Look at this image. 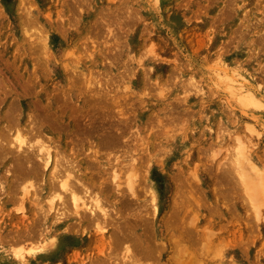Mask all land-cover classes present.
I'll return each instance as SVG.
<instances>
[{
  "label": "rangeland",
  "instance_id": "374dc122",
  "mask_svg": "<svg viewBox=\"0 0 264 264\" xmlns=\"http://www.w3.org/2000/svg\"><path fill=\"white\" fill-rule=\"evenodd\" d=\"M263 1L0 0V264H264ZM15 130L36 147L8 152ZM40 142L108 224L76 218L69 197L56 220Z\"/></svg>",
  "mask_w": 264,
  "mask_h": 264
},
{
  "label": "bare ground",
  "instance_id": "6f19581e",
  "mask_svg": "<svg viewBox=\"0 0 264 264\" xmlns=\"http://www.w3.org/2000/svg\"><path fill=\"white\" fill-rule=\"evenodd\" d=\"M263 2H264V1H263ZM261 3H262V2H261ZM262 4H263V3H262ZM260 7H261V6H260ZM262 13H263V12H262ZM260 16H261V15H260ZM260 18H261V17H260ZM262 21H263V19H262ZM77 57H78V56H77ZM38 59H39V58H38ZM63 67H64V66H63ZM65 67H66V66H65ZM64 70H66V69H64ZM69 73H70V72H69ZM77 74H78V73H77ZM11 75H12V74H11ZM74 75H75V74H74ZM66 76H67V75H66ZM1 87H2V86H1ZM5 87H6V85H5ZM5 87H4V88H5ZM238 87H240V86H238ZM238 87H237V88H238ZM242 87H243V86H242ZM242 87H241V89H242ZM229 88H230V86H229ZM233 88H234V87H233ZM38 89H39V88H38ZM243 90H244V89H242V91H243ZM2 91H3V90H2ZM238 92H239V91H238ZM247 93H248V92H247ZM3 94H4V93H3ZM9 94H10V93H9ZM21 95H22V94H21ZM25 95H26V94H25ZM63 95H64V94H63ZM243 95H244V93H243ZM246 95H247V94H246ZM0 96H2V95H0ZM238 96H240V95H238ZM248 96L251 97V98L253 97V96H250L249 93H248ZM3 97H4V96H3ZM3 97H1V99H2ZM13 97H14V95H13ZM241 97H242V96H241ZM245 97H246V96H245ZM4 98H5V97H4ZM63 98H64V96H63ZM239 98H240V97H239ZM246 98H247V97H246ZM8 99H9V98H8ZM14 99H15V97H14ZM16 99H17V98H16ZM253 99L255 100L254 97L252 98V100H253ZM32 100H33V99H32ZM242 100H243V99H242ZM7 101H8V100H7ZM23 101H24V100H23ZM248 102H249V101H248ZM254 102H256V101H254ZM2 103H3V102H2ZM6 103H7V102H6ZM9 103H10V101H9ZM29 103H30V102H29ZM56 103H57V102H56ZM18 104H19V103H18ZM32 104H33V103H32ZM6 105H7V104H6ZM25 105H26V104H25ZM43 105H44V104H43ZM255 105H256V104H255ZM34 106H35V105H34ZM25 107H26V106H25ZM27 108H28V107H27ZM32 108H33V107H32ZM54 108H55V106H54ZM54 108H53V109H54ZM6 109H7V108H6ZM6 109H5V110H6ZM14 110H15V109H14ZM32 110H34V108H33ZM7 111H8V110H7ZM26 111H27V109H26ZM29 111H30V110H29ZM43 111H44V110H43ZM50 112H51V111H50ZM52 112H53V111H52ZM17 113H19V112H17ZM36 113H37V112H36ZM28 114H29V113H28ZM38 114H39V113H38ZM17 115H18V114H17ZM30 115H31V114H30ZM44 115H45V114H44ZM27 116H28V115H27ZM48 116H49V114H48ZM60 116H61V115H60ZM3 117H4V116H3ZM68 117H69V116H68ZM4 118H5V117H4ZM16 118L18 119V116H17ZM9 119H10V118H9ZM31 119H32V118H31ZM54 119H55V118H54ZM56 119H57V118H56ZM1 120H2V119H1ZM5 120H6V119H5ZM21 120H22V119H21ZM23 120H24V118H23ZM65 120H66V119H65ZM26 121H27V120H26ZM28 121H29V119H28ZM55 121H56V120H55ZM55 121H54L53 123H55ZM59 121H60V120H59ZM59 121H58V122H59ZM67 121H68V120H67ZM81 121H82V120H81ZM14 122H15V121H14ZM60 122H61V121H60ZM0 123H1V122H0ZM33 123H34V121H33ZM33 123H31V121H30V124H31V125H32ZM47 123H48V122H47ZM61 123H62V122H61ZM61 123H60V124H61ZM0 125H1V124H0ZM14 125H15V124H14ZM47 125H48V124H47ZM109 125H110V124H109ZM11 126H12V125H11ZM35 126H36V125H35ZM50 126H51V125H50ZM69 126H70V124H69ZM30 127H31V126H30ZM30 127H29V129H30ZM32 127H33V125H32ZM48 127H49V126H48ZM70 127H71V126H70ZM72 127H73V126H72ZM93 127H94V124H93ZM1 128H2V127H1ZM15 128H16V126H15ZM15 128H14V129H15ZM23 128H24V127H23ZM33 128H34V127H33ZM33 128H31L30 130L33 131V130H32ZM59 128H60V127H59ZM95 128H96V126H95ZM4 129H5V127L3 128V130L1 129V130H2L1 133H3ZM17 129H18V131H19V128H17ZM29 129H28V130H29ZM46 129H47V128H46ZM88 129H89V128H88ZM107 129H108V128H107ZM111 129H112V127H111ZM7 130H8V129H7ZM28 130L26 131L27 133H28ZM36 130H37V129H35V131H36ZM39 130H40V129H39ZM51 130H52V128H51ZM80 130H81V129H80ZM86 130H87V129H86ZM94 130H95V129H94ZM18 131L15 130V132H17V134H16V133H15L16 135L13 134V135H15L16 137L12 136V137L15 138V139L13 138V140H16V144H14V143H15V142H14V143H13V144H14L13 147L8 148V147H10V146L8 145L9 142L12 141V139H10V141H9L8 144H7L8 146L6 145V146H7L6 148H8V152H9V151H13L12 149L14 148V146H16V148L21 149V150H22V149H25V146H27V144H28V147L30 146L29 148H32L31 146H35V145H32V143H31V145H30V143H26V142H25V141H26V140H25V139H26L25 137H27L28 134H29L31 131H30L28 134L26 133L25 137H24V135L20 134ZM20 131H22V130H20ZM52 131H53V130H52ZM91 131H92V130H91ZM6 132H7V131H6ZM6 132H5V133H6ZM72 132H73V131H72ZM80 132H81V131H80ZM84 132H88V131H84ZM9 133H10V131H9ZM32 133H33V132H32ZM36 133L38 134L39 132L36 131ZM51 133H53V132H51ZM82 133H83V132H81V134H82ZM89 133H90V132H89ZM91 133H92V132H91ZM77 134H78V133H77ZM87 134H88V133H87ZM105 134H106V132H105ZM116 134H117V133H116ZM3 135H4V134H3ZM3 135H2V136H3ZM30 135H31V134H30ZM32 135H33V134H32ZM34 135H35V134H34ZM34 135H33V136H34ZM99 135H100V134H99ZM99 135H97V136H98V137H101V136H99ZM103 135H104V134H103ZM110 135H112V134L110 133ZM119 135H120V134H119ZM6 136H7V135H6ZM8 136H9V134H8ZM35 136H37V135H35ZM42 136H43V133H42ZM46 136H47V135H46ZM112 136H113V135H112ZM112 136H110V137H112ZM0 137H1V136H0ZM12 137H8V138H12ZM30 137L33 138L32 136H30ZM30 137H28L27 139H28V140H31ZM47 137H48V140H49L50 137H49V136H47ZM53 137H55L54 134H53ZM59 137H60V136H59ZM72 137H73V136H72ZM80 137H81V136H80ZM95 137H96V136H95ZM103 137H104V136H103ZM105 137H106V135H105ZM116 137H117V136H116ZM119 137H120V136H119ZM57 138H58V137H57ZM88 138H89V137H88ZM108 138H109V137H108ZM108 138H107V140H108ZM113 138H114V137H113ZM113 138H112V139H113ZM5 139H6V138H5ZM5 139L3 138V142H6V143H7L8 140L6 139L7 141H5ZM44 139H45V138H44ZM44 139H43V140H44ZM46 139H47V138H46ZM66 139H67V138H66ZM80 139H81V138H80ZM83 139H85V138H82V141H83ZM89 139H90V138H89ZM99 139H100V138H99ZM103 139H104V138H103ZM103 139H101V140H103ZM110 139H111V138H110ZM50 140H52V139L50 138ZM54 140H55V139H54ZM57 140H59V138H58ZM73 140H74V138H73ZM86 140H88V139L86 138ZM86 140H85V141H86ZM96 140H97V139H96ZM105 140H106V139H105ZM113 140H114V139H113ZM118 140H119V139H118ZM32 141H33V140H31V142H32ZM41 141H42V140H41ZM45 141H46V140H45ZM55 141H56V140H55ZM67 141H68V139H67ZM82 141H80V142H82ZM99 141H100V140H99ZM111 141H112V140H111ZM115 141H116V140H115ZM121 141H122V140H121ZM3 142L1 141V143H3ZM29 142H30V141H29ZM43 142H44V141H43ZM43 142H42V143L40 142V143L43 144V145H41V144L39 143V144H40V145H39L40 148H39V147H38V149L36 148V149L38 150V151H37L38 153H37V156H35V157H36L37 159H38V158L40 159L41 164H42L41 167H42L43 170H45V171H49V170H50L49 175L51 176V178H49V179H51V180H48V181H49L48 183H47V180H46V182H45V189H48V190L53 189V191L56 192L55 194H54V192H53L54 195H53V194H52V195H53L54 197H57V199H56L57 201H58V199L60 200L61 204H60L59 202H58V203L60 204V206L62 205V207H60L62 210L65 209V207H66V209H67V206H66V205L69 206V204H67L68 202H66V201L68 200L67 198L69 197V198H70L69 202H71L70 204H71V206H72V208H73L72 213L75 215V217L78 218V219H80V217L82 218V217L84 216L85 212L88 211V212L90 213V217L93 216V217L91 218L92 220H94L93 223L96 225L97 228L101 229L102 226L100 225V223H102V222H103L104 224L107 223L106 220L110 217V216H109L110 211H109V213H108V211H107L108 209H106L105 206H103V204H102L103 201L97 197L96 193H95L96 197H95L94 199L92 198L93 195H92L91 197L89 196L91 199H93V200L90 201V204L85 203L84 200L80 202L81 197L78 195L77 192H75V191L78 189V185H79V184L77 185V183H80V182H81V181L79 182V181H78L79 179L77 180V178H76L78 175L75 176L76 174L73 175L74 172L72 173V171H68V170H70V168L72 169V167H70V168L68 167V170H67L68 163H67L66 160H64V162L67 163V164H66L67 166L65 165L64 162H63L64 165H61V164H62L61 162H62L63 160H60V159H62V158H60V157L62 156V155H60V153H62V152H60V150H59V151L57 150L58 152H56L57 154H55L54 150L56 151V149H55V148H52L51 145H50L49 143H47V144L45 145ZM50 142H51V141H50ZM57 142H58V141H57ZM76 142H77V141H76ZM100 142H101V141H100ZM102 142H104V141H102ZM105 142H106V141H105ZM109 142H110V141H109ZM112 142H113V141H112ZM11 143H12V142H11ZM25 143H26V144H25ZM45 143H46V142H45ZM68 143H69V142H68ZM92 143H93V142H92ZM107 143H108V142H107ZM110 143H111V142H110ZM110 143H109V144H110ZM121 143H122V142H121ZM123 143H124V142H123ZM123 143H122V144H123ZM24 144H25V145H24ZM56 144H57V143H56ZM72 144H73V143H72ZM77 144H80V143H77ZM105 144H106V143H103V146H104ZM114 144H116V143H114ZM65 145H66V144H65ZM68 145H69V144H68ZM81 145H83V144H81ZM111 145H113V144L111 143ZM111 145H108V147H109V146H110L111 148L114 147V146H111ZM1 146H2V145H1ZM11 146H12V145H11ZM70 146H72V145L70 144ZM99 146H100V145H98V148H99ZM103 146H102V149H103ZM105 146H106V145H105ZM121 146H122V145H121ZM145 146H146V145H145ZM23 147H24V148H23ZM35 147H36V146H35ZM35 147H34V148H35ZM57 147H58V146H57ZM73 147H75V150H76V152H77V149H79V147H76V146H74V145H73ZM84 147H85V146H84ZM106 147H107V146H106ZM117 147H118V146H117ZM125 147L127 148V146H125ZM146 147H147V146H146ZM69 148H70V147H69ZM88 148H89V146H88ZM91 148H92V147H91ZM91 148H90V149H91ZM95 148H97V147H95ZM95 148H94V149H95ZM98 148H97V149H98ZM115 148H116V147H115ZM115 148L112 149V150H115ZM118 148H120V146H119ZM126 148H124V150H126ZM129 148H130V147H129ZM129 148L127 149V151L129 150ZM136 148H137V147H136ZM26 149H27V147H26ZM52 149H54V150L52 151ZM70 149L72 150V148H70ZM70 149H69V150H70ZM73 149H74V148H73ZM94 149H93V150H94ZM99 149H100V148H99ZM102 149H101V150H102ZM105 149H106V148H105ZM0 150H1V148H0ZM4 150H5V149H3V151H4ZM15 150H16V152H17V149H15ZM15 150H14V151H15ZM28 150H29V149H28ZM71 150H70V151H71ZM119 150H120V149H119ZM130 150H131V148H130ZM240 150H241V149H240ZM5 151H7V150H5ZM33 151H34V150H33ZM70 151H69V152H70ZM78 151H79V150H78ZM88 151H89V149H88L87 151H85V153H87ZM117 151H118V150H117ZM136 151H137V150H135V152H136ZM140 151H141V149H140ZM143 151H144V150H143ZM241 151H242V152H241ZM241 151H240L241 154L243 153V155H244V152H245V151H243V150H241ZM23 152H25V150H23L22 152L20 151L19 153H23ZM35 152H36V151L32 152V153H33L32 156L34 155ZM63 152H64V151H63ZM90 152H91V154H92V149H91ZM130 152H131V151H130ZM240 152H239V153H240ZM2 153H3V152H2ZM2 153H0V154H2ZM58 153H59V154H58ZM74 153H75V152H74ZM80 153H81V152H80ZM5 154H6V153H5ZM11 154H12V153H11ZM29 154H31V153H29ZM29 154L27 153L26 156H27V155L29 156ZM35 154H36V153H35ZM94 154H96V152H95ZM141 154H142V153H141ZM7 155H8V154H7ZM17 155H18L17 157L19 158V154H18V152H17ZM20 155H25V153L20 154ZM56 155H57L58 157H59V155H60V157H59L60 159L57 158L56 161H55L54 158H55ZM74 155H75V154H74ZM80 155H81V154H80ZM85 155H87V154H85ZM3 156H5V155H3ZM57 156H56V157H57ZM64 156H65V155H64ZM72 156H73V155H72ZM75 156H76V155H75ZM81 156H82V155H81ZM142 156H143V155H142ZM11 157H12V156H11ZM13 157H15V156H13ZM13 157H12V159H13ZM17 157H15V158H17ZM3 158H4V157H3ZM15 158H14V159H15ZM79 158H80V156H79ZM92 158H93V157H92ZM140 158L142 159L143 157H140ZM10 159H11V158H10ZM22 159H23V157H22ZM31 159H32L31 156L26 157V158L24 157L23 161H25L26 163L29 162L28 165H29V167H30V165H32V164H30V160H31ZM39 159H38V160H39ZM107 159H108V158H107ZM33 160H34V159H33ZM67 160L69 161V160H71V159H68V158H67ZM80 160H82V159H80ZM83 160H84V159H83ZM86 160L88 161L87 158H86ZM10 161H11V160H10ZM12 161H13V160H12ZM16 161H18V159H16ZM16 161H15V162H16ZM20 161H21V158L19 159V162H20ZM71 161H73V160H71ZM75 161H76V160H75ZM89 161L91 162V159H90ZM105 161H106V158H105ZM108 161H109V160H108ZM236 161H237V160H236ZM33 162H34V161H33ZM33 162H31V163H33ZM35 162H36V161H35ZM35 162H34V163H35ZM90 162H87V163L85 162V163H86L85 165H86L87 167L90 166L91 163H92V162H91V163H90ZM94 162H95V161H94ZM114 162H115V160H114ZM127 162H128V161H127ZM0 163H1V161H0ZM11 163H12V164H8L6 167H8L9 165L14 166V165L16 164V163L14 164L13 162H11ZM36 163H37V162H36ZM60 163H61V164H60ZM69 163H70L69 166L72 165L70 161H69ZM75 163H76V162H75ZM75 163H73L74 166H75ZM89 163H90V165H88ZM95 163H96V162H95ZM112 163H113V162H112ZM119 163H120V162H119ZM121 163H122V162H121ZM121 163H120V164H121ZM125 163H126V162H125ZM133 163H134V162H133ZM13 164H14V165H13ZM20 164H21L20 167H22V169H24V170H25V168L28 167L27 164H26L27 167H26L25 165H24V166H25V167H24L22 161L20 162ZM20 164H19V165H20ZM38 164H40V163H38ZM41 164H40V165H41ZM122 164H123V163H122ZM19 165H18V163H17V165H15V168H16V166L19 167ZM109 165H110V164H109ZM35 166H36V165H35ZM35 166H34V164L32 165L33 168H35ZM63 166H64V167H63ZM65 166H66V167H65ZM114 166H116V165H114ZM114 166H113V167H114ZM126 166H127V165H126ZM32 167H31V169H32ZM37 167L39 168V166H37ZM37 167L35 168V170L32 169V171H34V172L31 171L32 174H33V173H37L38 170H40V169L36 170ZM80 167H81V166H80ZM90 167H92V165H91ZM10 168H11V167H10ZM10 168H9V169H10ZM93 168H94V167H93ZM4 169L8 171V168H5V167H4ZM11 169H12V168H11ZM18 169H19V168H17V170H18ZM31 169H30V168H27V171H28V170L30 171ZM51 169H52V170H51ZM77 169H78V168H77ZM89 169H90V168H89ZM122 169H123V168H122ZM122 169H121V170H122ZM134 169H135V168H134ZM14 170H15V169H14ZM17 170H16V171H17ZM43 170H42V171H43ZM59 170H61L62 172L59 171ZM91 170H92V169H91ZM119 170H120V169H118V172H120ZM35 171H36V172H35ZM85 171H87L86 168H85ZM133 171H134V170H133ZM133 171H132V173H133ZM8 172H9V171H8ZM8 172H6V173H8ZM18 172H19V171H18ZM24 172H25V176L28 177L26 171H24ZM40 172H41V171H40ZM40 172H38L37 175H39ZM110 172H111V171H110ZM118 172L115 170V168H113L112 173H111V176H112V177H111V178H112V179H111V180H112L111 182H116V184H115L116 186H115V187H117V184H118V188H120V186H119L120 183H117V181L120 179V178L118 177V176H119ZM130 172H131V171H130ZM28 173H29V172H28ZM71 173H72V174H71ZM77 173H78V172H77ZM88 173H89V172H88ZM91 173H92V172H91ZM127 173H129V172H127ZM127 173L124 172V174H127ZM132 173H130V174H132ZM3 174H5V173H3ZM12 174H13V173H12ZM14 174H15V173H14ZM17 174H18V173H17ZM17 174H16V175H17ZM40 174H41V173H40ZM78 174H79V173H78ZM34 175H35V174H34ZM37 175H35V176H37ZM49 175H48V177H49ZM127 175H128V174H127ZM2 176H3V175H2ZM9 176H10V175H9ZM12 176H13V175H12ZM22 176H23V175H22ZM35 176H34V178H35ZM40 176H41V175H40ZM84 176H86V175H84ZM89 176H90V175H89ZM92 176H93V175H92ZM92 176H91V177H92ZM128 176H129V175H128ZM16 177H17V176H15V178H13V180L16 179V180L18 181V179H17L18 177H17V178H16ZM31 177H33V176H31ZM91 177H90V178H91ZM125 177H126V176H125ZM135 177H136V176H135ZM2 178H3V177H2ZM23 178H24V177H23ZM38 178H42V177H39V176H38ZM78 178H79V177H78ZM103 178H104V177H103ZM11 179H12V178H11ZM11 179H10V180H11ZM72 179H74V180L72 181ZM129 179H130V178H129ZM13 180H12V181H13ZM19 180H20V178H19ZM80 180H81V179H80ZM90 180H91V179H90ZM139 180H140V179H139ZM8 181H9V180H8ZM12 181H11V182H12ZM56 181H57V182H56ZM74 181H75V182H74ZM92 181L94 182V180H92ZM129 181H130V182L127 181L128 184L125 182V183H126V186L128 185L127 187H128V190H129L130 194H131L132 196H135V192H136V191L133 190V185H132V184H135V182H132L131 179H130ZM131 182H132V183H131ZM8 183H10V182H8ZM8 183H7V184H8ZM12 183H13V182H12ZM90 183H91V181H90ZM99 183H100V182H99ZM30 184H31V186H33V185H32L33 183L30 182ZM30 184H29V185H30ZM87 184H88V183H87ZM91 184H92V183H91ZM102 184H103V183H102ZM102 184H100L101 188L104 187V188H106V189L108 190V186H107V187L104 186V185L106 184V182H104V185H103V186H102ZM113 184H114V183H113ZM29 185H28V186H29ZM54 185H55V186H54ZM153 185H154V184H153ZM24 186H25V185H24ZM28 186H27V188L25 187V188H26L25 190L23 189L24 194H28V193H29ZM35 186H36V185H34L33 187H35ZM38 186L41 187V185H38ZM38 186H36L34 189L38 188ZM79 186H80V187L82 186L81 189L83 188V190L85 191V193H88V195H90L91 191H93L92 189H91V191H89V189H90V188L88 189L89 186L86 187L83 183H80ZM91 186H93V185H91ZM94 186H95V185H94ZM152 187H153V186H152ZM29 188H30V186H29ZM31 188H32V187H31ZM98 188H99V185H98ZM104 188H103V190H104ZM109 188H110V187H109ZM136 188H137V186H136ZM138 188H139V187H138ZM140 188H141V187H140ZM0 189H1V188H0ZM38 189H40V188H38ZM54 189H57L58 192H62L64 195H62V193H58V192L55 191ZM10 190H11V189H10ZM126 190H127V189H126ZM128 190H127V191H128ZM136 190H137V189H136ZM0 191H1V190H0ZM5 191H6V190H5ZM7 191H8V190H7ZM7 191H6V193L8 194L9 192H7ZM39 191H40V190H39ZM39 191L36 190V192H39ZM77 191H79V189H78ZM99 191H100V190H99ZM152 191H153V190H152ZM36 192H35V190H34V193H35V194L32 192V193H33L32 196L36 197V196H35V195H36ZM93 192H94V191H93ZM100 192H101V191H100ZM116 192H117V191H116ZM51 193H52V191L49 192L48 194H51ZM98 193H99V192H98ZM98 193H97V194H98ZM105 193H106V192H105ZM136 193H137V192H136ZM60 194H61V195H60ZM102 194H103V193H102ZM155 194H156V193L153 192L152 195H151V200H152V202H155V201H156V200H155ZM52 195H50V196H52ZM99 195H100V193H99ZM103 195H104V194H103ZM113 195H114V194H113ZM113 195H112V196H113ZM118 195H119V193H118ZM37 196H38V194H37ZM120 196H121V195H119V197H120ZM136 196H137V195H136ZM116 197H117V196H116ZM119 197H118V198H119ZM124 197H125V196H124ZM31 198H32V197H31ZM36 198H39V196L36 197ZM49 198H51V197H49ZM52 198H53V197H52ZM52 198H51V199H52ZM113 198H114V196H113ZM135 198H136V197H135ZM66 199H67V200H66ZM102 199H103V198H102ZM115 199H116V198H115ZM109 200H110V199H109ZM112 200H113V199H112ZM120 200H121V199H120ZM34 201H36V199H34ZM52 201H54V199H52ZM52 201H51V203H50L49 206H48L49 208L47 209V213H49V214H50L51 211H53V213L57 212V211H55V209L58 210V208H56L57 203H56V205H55V203H53ZM42 202H43V201H42ZM113 202H114V201H113ZM113 202H112V203H113ZM37 203H39V202L37 201L36 204H37ZM156 203H157V202H156ZM39 204H40V203H39ZM59 204H58L57 207H59ZM137 204H138V203H137ZM104 205H105V204H104ZM106 205H107V204H106ZM134 206H136V204H135ZM21 207H22V206H21ZM117 207H118V206H117ZM119 207H120V206H119ZM18 208H19V207H18ZM60 208H59V209H60ZM120 208H121V207H120ZM25 209H26V208H25ZM32 209H33V207H32ZM66 209L63 210V211L61 210V212L59 211L60 213H58L59 216H58L57 219H56L57 221H58L60 218H64V217H65V211H66ZM121 209H122V208H121ZM18 210H19V209H18ZM21 210H22V209H20V211H21ZM22 211H23V210H22ZM30 211H31V210H30ZM67 211H68V210H67ZM114 211H115V210H114ZM41 212H43V211H41ZM154 212H155V213L157 212V207H156L155 205H154ZM31 213H32V211H31ZM118 213H119V212H118ZM118 213H117V214H118ZM205 213H206V212H205ZM21 214H22V213H21ZM41 214H42V213H41ZM45 214H46V212H45ZM55 214H57V213H55ZM66 214H67V213H66ZM69 214H70V213H69ZM114 214H115V213H114ZM23 215H24V214H23ZM118 215H119V214H118ZM145 215H146V214H145ZM45 216H46V215H45ZM45 216H44V217H45ZM67 216H68V215H67ZM113 216H114V215H113ZM113 216H112V217H113ZM204 216H205V215H204ZM40 217H41V216H40ZM50 217H51V216H50ZM53 217H54V216H53ZM55 217H56V216H55ZM87 217H88V215H87ZM90 217H89V219H90ZM114 217H115V216H114ZM117 217H118V216H117ZM158 217H159V216H158ZM170 217L172 218V216H170ZM200 217H201V216H200ZM24 218L27 219L28 217H24ZM115 219H116V218H115ZM52 220H53V219H52ZM80 220H81V219H80ZM116 220H117V219H116ZM116 220H115V222H116ZM169 220H170V219H169ZM87 221H88V220H87ZM170 221H171V220H170ZM50 222H51V221H50ZM50 222H49V223H50ZM108 222H109V221H108ZM159 222H160V221H159ZM163 222H164V221H163ZM68 223H69V222H68ZM111 223H113V222H111ZM111 223H110V224H111ZM155 223H156V222H155ZM199 223H200V222H199ZM107 224H108V223H107ZM113 224H114V223H113ZM118 224H119V223H118ZM78 225H79V224H78ZM83 225H84V224H83ZM105 225H106V224H105ZM160 225H161V223H160ZM199 225H200V224H199ZM116 226H117V224H116ZM82 228H83V227H82ZM105 228H106V227H105ZM112 228L114 229V227H112ZM52 229H53V228H52ZM121 229H122V228H121ZM61 230H62V228H61ZM111 230H112V229H111ZM98 231H99V230H98ZM124 231H125V230H124ZM56 232H57V231H56ZM95 232H96V231H95ZM100 232H101V231H99V233H100ZM117 232H118V231H117ZM109 233H110V232H109ZM115 233H116V232H115ZM43 234H44V233H43ZM57 234H58V233H57ZM61 234H62V233H61ZM99 235H100V234H99ZM99 235H98V236H99ZM109 235H110V234H109ZM109 235H108V238H109ZM121 235H122V232H121ZM121 235H120V236H121ZM127 235H128V234H127ZM116 237H117V236H116ZM126 237H127V236H126ZM55 238H56V237H55ZM97 238H98V237H97ZM110 238H111V237H110ZM56 239H57V238H56ZM101 239H102V238H100L99 240H101ZM106 239H107V237H106ZM123 239H124V238H123ZM43 240H44V239H43ZM107 240H108V239H107ZM107 240H106V241H107ZM109 240H110V239H109ZM109 240H108V241H109ZM113 240H114V239H113ZM110 242H112V241H110ZM110 242H109V243H110ZM115 242H116V241H115ZM56 243H57V242H56ZM56 243H55V245H56ZM93 243H94V242H93ZM103 243H104V242H103ZM109 243H108V244H109ZM88 244H89V243H88ZM95 245H96V244H95ZM147 245H148V244H147ZM92 246H94V245H92ZM128 246H129V245H128ZM108 247H110V246H108ZM130 252H132V251H130ZM105 253H106V252H105ZM106 254H107V253H106ZM106 254H105V255H106ZM127 255H129V253H128ZM127 255H126V256H127ZM40 256H41V255H40ZM131 256H132V255H129V257H131ZM133 256H134V255H133ZM130 259H133V258L131 257ZM134 259H135V258H134ZM136 260H137V259H136Z\"/></svg>",
  "mask_w": 264,
  "mask_h": 264
}]
</instances>
